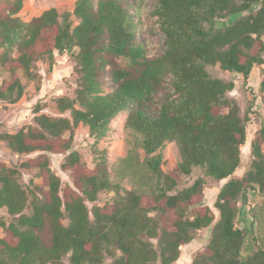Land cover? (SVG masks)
<instances>
[{"label":"trees","instance_id":"trees-1","mask_svg":"<svg viewBox=\"0 0 264 264\" xmlns=\"http://www.w3.org/2000/svg\"><path fill=\"white\" fill-rule=\"evenodd\" d=\"M143 6L144 0H78L73 13L52 8L25 22L17 17L23 0H0L1 100L20 101L25 86L18 72L36 80L34 66L54 60L56 51L75 59L79 76L75 97L56 102L69 117L38 115L35 126L0 136L20 155L39 153L23 167L37 170L42 180L39 198L29 205L20 171L0 164V209L13 218H0V264H65L69 254L71 264H100L112 246L121 254L113 264H175L183 247L211 227L209 244L193 264H264L263 249L244 255L246 231L237 224L240 201L246 203L250 191L264 195V115L251 145V168L235 179L251 119L229 98L235 81L212 78L207 70L220 66L248 79L264 65V0H157L152 14L166 38L159 56L140 37ZM5 73L9 79L2 78ZM168 78L174 94L155 108ZM260 86L264 91V79ZM261 103L264 109V94ZM36 110L41 112L39 105ZM122 112L135 138L133 158L138 147L146 152L160 192L129 191L115 205L90 208L87 202L97 203L111 186L108 158L103 153L94 169L86 168L72 151L74 130L84 125L96 139L107 137ZM168 142L178 145L182 160L165 173L162 150ZM49 154L66 155L62 169L72 173L74 187L54 173ZM197 167L226 182L214 205L217 222L205 179L174 193ZM252 217L264 225V209Z\"/></svg>","mask_w":264,"mask_h":264},{"label":"rangeland","instance_id":"rangeland-1","mask_svg":"<svg viewBox=\"0 0 264 264\" xmlns=\"http://www.w3.org/2000/svg\"><path fill=\"white\" fill-rule=\"evenodd\" d=\"M78 0H23V7L18 13L25 22H31L39 18L44 11L56 9L60 15L73 13ZM157 0H144L143 12L141 14V26L139 27L140 37L146 44L152 55L159 56L165 49L166 38L160 30L158 18L153 16L152 11ZM75 25L79 20L74 18ZM18 56V53H15ZM77 62L67 53L55 52L54 60L47 57L38 62L33 71L37 75L36 80H28L22 71L18 72L22 83L25 86V95L16 102L10 103L0 99V136L5 133L15 134L23 129L35 126V118L38 115L46 114L50 117H69V114H61L56 107L58 99L63 97L74 98L78 89V74L76 73ZM212 78L234 80L236 87L229 93V98L235 101L242 113V117L248 116L251 121L247 124L248 147L242 148V166L237 170L233 178H242L250 170L253 161L251 155V141L261 129L264 109L262 106L261 83L264 79V65L256 66L251 76L247 79L243 76H232L221 69L220 66L207 67ZM2 78L9 79V74H3ZM167 92L155 98L154 107L159 108L167 96H172L174 91L171 87V79L166 80ZM108 91V88H105ZM40 106L41 112L37 114L36 107ZM78 107V106H77ZM128 118L127 112H122L111 124V131L107 137L96 139L90 133L88 127L80 125L74 130V142L72 151H76L81 158L82 164L88 169H94L103 153L108 158V175L110 188L98 197V202L91 204L104 206L106 204L115 205L116 201L124 198L129 191H137L154 195L160 192L161 181L149 170L145 164L146 152L137 148V158L134 153L135 138L126 128ZM70 134L67 135L69 137ZM247 150V151H246ZM164 155L162 169L165 173L172 172L177 164L181 162L182 155L175 142L166 143L162 150ZM34 155H20L8 146V143L0 138V164H7L9 167L17 168L20 171L19 183L26 192L30 204L35 195L39 198V188H42V180L37 170H29L23 167V163L35 158ZM50 162L54 173L61 178L64 185L74 187V178L70 171H64L62 165L66 155L49 154ZM133 158V159H132ZM203 178L206 181L205 194L207 203L216 215V222L219 220V211L214 207L218 195L225 185V181L218 182L207 176L206 169L194 168L192 175L184 177L182 184L177 187L174 193L180 192L193 183ZM240 215L237 224L246 231L245 256H250L257 249L264 250V225L259 220L252 217L253 211L259 208L264 209V195L249 192L247 202L239 203ZM31 206L28 207L27 214L31 213ZM153 219L158 220V214H152ZM0 218L5 222H12L13 218L6 210L0 209ZM215 222V223H216ZM62 225H69L68 219L62 220ZM212 227L200 231L196 240L186 245L182 249L180 260L175 264H193L195 257L205 251L211 239ZM144 240L151 241L157 246L156 239L143 236ZM120 252L114 247H110V252H104L100 264H113L120 257ZM65 264L70 263V254L63 259Z\"/></svg>","mask_w":264,"mask_h":264},{"label":"crops","instance_id":"crops-1","mask_svg":"<svg viewBox=\"0 0 264 264\" xmlns=\"http://www.w3.org/2000/svg\"><path fill=\"white\" fill-rule=\"evenodd\" d=\"M252 145V141H251V143H250V146Z\"/></svg>","mask_w":264,"mask_h":264}]
</instances>
